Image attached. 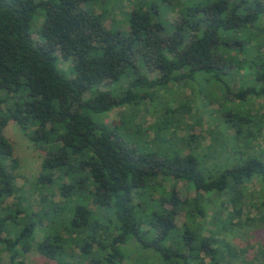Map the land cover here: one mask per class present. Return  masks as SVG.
Instances as JSON below:
<instances>
[{
    "label": "trees",
    "instance_id": "obj_1",
    "mask_svg": "<svg viewBox=\"0 0 264 264\" xmlns=\"http://www.w3.org/2000/svg\"><path fill=\"white\" fill-rule=\"evenodd\" d=\"M98 1L0 0V264H27L31 250L59 264H120L133 243L139 264H264L263 244L225 240L237 228L264 226V158L228 153L209 170L196 148L136 154L93 117L189 79L225 94L235 82L241 103L264 96V0H133L111 27ZM166 10L178 18L167 21ZM225 115L244 140L261 129L249 113ZM9 122L42 152L33 182L17 183ZM165 129L156 125L154 138ZM159 178L183 181L194 197L172 186L154 198ZM256 180L259 201L246 187Z\"/></svg>",
    "mask_w": 264,
    "mask_h": 264
},
{
    "label": "rangeland",
    "instance_id": "obj_2",
    "mask_svg": "<svg viewBox=\"0 0 264 264\" xmlns=\"http://www.w3.org/2000/svg\"><path fill=\"white\" fill-rule=\"evenodd\" d=\"M131 1L133 0H99L95 3L94 9L97 13L106 11L105 24L107 27L114 24L118 26L121 21H124L125 14L131 10L133 3ZM178 16L176 10L163 11V17L169 22H174ZM32 37L37 40L36 34H33ZM60 64L67 68L71 62L60 61ZM143 69L145 72L137 74H147L146 69ZM243 73L245 72L242 69L238 76ZM148 76L151 78L154 73L150 72ZM145 90L146 88L143 86L136 91L142 94ZM237 90L235 82L231 84L232 92L225 94L222 93L221 88H216L211 82H196L189 79L185 84L180 82L170 83L163 87L157 86L153 91L149 90L152 93L146 97L135 98L126 105L118 106L108 113L97 114L93 117L96 121L105 120L109 127L113 126L116 134L136 154H152L167 158L176 152L187 153L190 148H196L195 153L202 158V161H205L204 165L210 170V168L214 169L216 162H219V167L224 166V157L228 153L235 154L234 158L241 155L242 158H246L248 154L264 158V96H251L246 102L241 103L233 95ZM152 96L154 98L151 100ZM228 109L232 113L253 115L254 121L251 125L254 127L257 121H261V129L253 135H248L246 140L237 137L234 129L228 127L229 121L227 123L224 119L227 118L225 113ZM153 123L155 124L153 125ZM156 125L167 126V129L154 138ZM4 134L13 145L14 155L19 160L17 171L21 176L17 179L18 185H23L25 179L30 182L35 181L40 169L42 152L35 149L28 136L15 122H9L5 126ZM243 135L246 136L247 133H243ZM187 142L189 143L185 146ZM246 142L249 143V146H244ZM233 146L242 154L232 152L231 147ZM158 183L160 187L153 191L154 198L161 196L160 189L170 190L172 186L179 191L181 198H193L195 195L183 181L159 178ZM246 187L249 192L254 193L255 201L261 199L259 195L255 194L256 191H259L257 180L248 182ZM210 197L216 202L221 201L220 197L215 195ZM54 198L57 201L62 200L58 192ZM165 206L171 207L169 204H165ZM90 208L95 210L92 204H90ZM243 214L244 216L248 214L254 216L255 210L244 208ZM198 221L201 219L199 218ZM184 222V216L178 215L177 225ZM206 228L211 229L212 227L207 223ZM35 234L36 238L41 237L39 230H36ZM225 237V240L233 245L251 244L254 247L257 243L264 245V226L254 230L249 227L246 229L240 227L234 232L226 234ZM124 248L126 258L120 264H139L140 255L135 251L137 249L135 244H128ZM24 260L27 264H59L55 260L39 254L36 250L26 253ZM69 261L71 264H77L76 260L70 259ZM78 264H82V262ZM141 264L150 263L142 260Z\"/></svg>",
    "mask_w": 264,
    "mask_h": 264
}]
</instances>
